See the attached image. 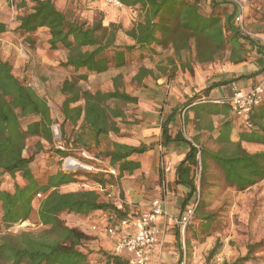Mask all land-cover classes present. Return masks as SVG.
I'll return each instance as SVG.
<instances>
[{
  "label": "trees",
  "instance_id": "obj_1",
  "mask_svg": "<svg viewBox=\"0 0 264 264\" xmlns=\"http://www.w3.org/2000/svg\"><path fill=\"white\" fill-rule=\"evenodd\" d=\"M31 1L34 3L32 10L16 17L13 33L34 45L35 33L41 28H47L50 48L67 50L66 61L62 66L73 73L83 70L85 74H81L79 79H67L62 84L61 92L66 100L61 112L64 122L77 124L83 120L96 145L109 133H119L115 119H125L127 115L123 106L138 105L139 97L121 90L119 78H115L113 90H98L94 93L82 90L77 85L79 80H85L91 74L105 73L112 67L123 68L129 64L133 55H136L138 62L144 61L151 56L154 46L163 49L170 47L178 58L183 51H194V59L198 63L214 62L221 52L227 50L230 62L238 64L257 49L261 54L258 71L231 79L221 80L218 77L203 90L202 95L193 96L184 103L182 108L194 105L208 115L223 114L225 117L217 129L219 136L216 141L220 144L217 150L202 146L199 156L197 148L186 140L183 131L175 135V140L185 141L189 145L185 159L176 168L175 183L189 190L184 198V202L188 203L199 193L196 183L198 166L205 173L209 164L213 163L221 171L227 187L239 192L264 180V150L250 152L243 147V143L264 146V99L247 118L251 126H247L243 120L238 142L231 140L233 123L238 117L234 116L229 103L198 104L203 101L202 98L209 96L213 88L262 76L264 71V45L240 31L235 23L238 14L235 4L228 0H117L125 8L141 11L140 20L130 30H123L114 22L104 26L103 18L93 24L79 20L60 10L53 0ZM26 6L27 1H22L17 7L20 9ZM121 31L133 41L132 44H118ZM7 33L8 25L0 21V35ZM170 62L174 64L172 59ZM185 67L192 69L183 64ZM157 69L161 73L167 70L160 66ZM153 74L152 69L140 66L133 79L142 83L143 78ZM80 101H84L83 106H71ZM110 102H114V105L110 106ZM178 109L174 108L163 120V145L172 139L170 125L180 113ZM24 118H33V121L24 126L21 121ZM51 125V108L47 100L13 73L9 61L0 58V264H93L84 245L91 237L80 229L66 225L61 215L89 216L96 211L113 214L118 219L128 215L124 205L118 208L115 203L102 201L96 190H61L79 184L78 175L84 173L82 171H58L48 176L46 183L36 178L31 166L36 153L25 157L26 142L31 137H41L52 143ZM213 129L211 126L210 130ZM41 149L39 144L38 152ZM151 149V146L145 144L131 146L115 142L112 149L99 156L108 161L109 171H114L116 176L110 174L106 179V176L95 174L92 175L93 181L102 188L111 181L122 182L126 175L133 174L141 167L134 157L145 155ZM57 153L62 158L70 155L60 150ZM17 176L22 179V185L16 184L13 192L3 188L7 178L13 180ZM38 194H42L43 198L37 199ZM36 201H39L38 219L45 228L38 233L25 231L14 235L7 232L17 223L31 217ZM177 237L181 248L179 232ZM263 246L264 241L248 246L246 256L233 264L248 261L251 254ZM219 249L218 243L210 250L209 259L218 255ZM97 255L94 264H129L124 254L115 255L99 250Z\"/></svg>",
  "mask_w": 264,
  "mask_h": 264
},
{
  "label": "rangeland",
  "instance_id": "obj_2",
  "mask_svg": "<svg viewBox=\"0 0 264 264\" xmlns=\"http://www.w3.org/2000/svg\"><path fill=\"white\" fill-rule=\"evenodd\" d=\"M22 1H27V6L19 9L17 6ZM53 1L60 10L71 14L79 20H86L89 24H93L100 18H103L104 26H108L109 20H113L123 30H130L140 20L141 11L139 9L125 8L122 5L119 6L102 0H67L64 9L60 8L56 0ZM95 3L102 4L106 11L101 12L98 8L94 7L93 5ZM33 6L34 3L31 0H0V21L5 22L9 27V33L0 35V58L9 61L13 66V73L19 79L25 80L28 85L31 84L47 100L51 108L52 143H49L41 137H31L26 142L24 155L25 157H30L36 153L35 160L31 166L34 175L40 182L46 183L48 176L58 171L68 170L66 165L71 164L72 166H76L73 171H82L84 173L78 175V179L80 180L79 184L63 187L61 188L62 191L96 190L100 194L102 201L118 203L124 199L122 182L111 181V183H108L102 188L96 185L92 179V175L101 174L108 179L110 174H114L109 171L108 161L100 157L99 154L113 148V144L116 142L114 139L119 136L120 131L117 134L109 133L106 137L101 138L100 142L96 145L92 141L91 133L85 126L83 120H80L77 124L64 122L61 111L66 96L61 92L62 84L67 79H79V76L85 73H83V70L78 73H73L62 66V63L66 61L67 50H53L50 48L47 28L39 29L37 35L35 33L33 38L34 45L39 42L46 58H49L54 63L40 64L42 60L36 54L37 47L29 44L18 37L17 34L13 33L16 17L31 11ZM244 8L245 26L250 32L260 35L263 38L261 42H263L264 0H244ZM253 39L255 40L256 38ZM132 43L133 41L124 31L119 33L118 44L124 46ZM259 44L262 45L261 43ZM254 51H257V49ZM254 51H251L248 57L253 58L252 55H254L255 60L260 59L261 54L258 52L254 54ZM14 52L24 56L26 60L23 65L17 66L15 58L13 59ZM8 53H10V56L7 58ZM150 53V57L140 62L137 61L136 55H133L127 66L123 68L112 67L109 71L102 74H91L87 79L79 80L77 85L82 90H87L92 93L98 90L107 92L114 89L115 78H119L118 83L120 89L132 96L139 97L140 100L145 88L148 87L144 83V80H148L149 77L146 76L143 78L142 83L135 81L133 78L137 75L140 66H144V63L149 67L155 66V71L158 75V77L156 76L157 80H160V75L163 74L168 76L170 82L177 80L179 77L184 79L183 73H188L190 74L189 76L193 77L195 72L194 68L200 67L205 73H211L213 77H219L220 79L235 78L237 74L246 72V69H243L244 67L242 68L240 65L230 62V53L227 50L221 52L216 60L210 63L196 62L194 59V51H183L180 58H178L174 56L173 50L170 47L163 49L154 46V49ZM171 59L174 61V64H171ZM252 63L254 64L255 61ZM183 64L192 67V69L190 70L188 67L183 68ZM177 65L183 71L179 74L180 76L177 75ZM158 66L168 70L165 73H161L157 69ZM179 83L182 87L184 86L183 80L179 81ZM156 85L157 87L160 86V84ZM184 89L188 88L184 87ZM236 89L243 90L240 86H237ZM78 105L83 106L84 101L72 104L71 106L75 107ZM109 105L113 106L114 102H110ZM123 110L127 115L126 118L115 119L120 130L127 129L138 121V116H136L138 105H124ZM21 121L26 126L30 121H33V118H24ZM173 129L176 131L179 130L178 128ZM187 134L189 135L188 130ZM39 144L42 146L40 152H38ZM82 144L86 146L82 147ZM199 145L210 150L212 148H220V144H218L216 139L209 135H205L204 143H199ZM58 150L68 152L70 155L67 158H62L57 153ZM114 176L116 175L114 174ZM196 183L199 188V193L192 198L191 205L197 203V208L185 232L189 264H233L237 259L246 256L248 246L264 241V180L245 191H235L227 187L222 180L221 171L213 163H210L205 173H203V168L198 166L196 169ZM16 184H23L19 176L13 180L7 178L4 188L13 192ZM38 203L39 201L35 202L36 207L29 219L17 223L7 230V232L14 235L25 231L33 233L41 232L45 227L40 224L38 219ZM1 216L2 205L0 202ZM103 217V214L94 218L92 217L93 219L88 216H76L67 213L61 215L66 225L82 231L86 226L88 228H90V225L93 227L96 225L94 221L102 219ZM207 217L208 219L205 220ZM177 229L179 230V228ZM92 232L94 233L89 235L91 239L85 241L84 245L92 257V263L94 264L98 258L97 252L101 249H99V244L96 242L98 239L96 233L98 231L92 230ZM218 243L220 244L219 254L209 259L210 250ZM241 264H264V246L254 251L250 259L241 262Z\"/></svg>",
  "mask_w": 264,
  "mask_h": 264
},
{
  "label": "crops",
  "instance_id": "obj_3",
  "mask_svg": "<svg viewBox=\"0 0 264 264\" xmlns=\"http://www.w3.org/2000/svg\"><path fill=\"white\" fill-rule=\"evenodd\" d=\"M56 2L59 3L61 9H64L67 0H56ZM93 6L98 8L101 12L106 11L104 6L100 3H95ZM110 22L114 21L109 20V23ZM37 32L36 35L38 34ZM34 46L37 47V56L42 60L40 64L54 63L51 62L49 58H46L39 42ZM8 48L10 49V47ZM254 54H257V51H254ZM9 56L10 53H8L6 57L8 58ZM252 56L253 58L246 57L245 61L238 63L242 68L244 67L243 69H246V72H241L239 75L237 74V77L251 74L260 69L259 58L257 59L258 62H256L257 60L254 59V55ZM258 56L259 55H257V57ZM6 57L5 59H7ZM14 58L17 66L23 65L26 60L24 56L17 52L13 53V59ZM253 60L255 61L254 64L252 63L254 62ZM144 66L148 69H152L154 71V76L148 75L149 79L144 80V83H146L148 87H144L145 91L142 93L139 100L136 115L138 116V121L127 129H121L119 136H117L114 141L131 146L145 144L151 146L152 149L145 155L134 157V159L140 162L141 167L133 174L125 176V179L122 181L124 199L115 204H117L118 208H122L124 205L128 214L140 216L151 209L156 199H162L166 202L171 215L179 217L192 206L191 200L188 203L184 202V198L189 190L185 187L177 186L175 183L176 168L185 159L189 150V145L185 141L175 140L174 137L178 132L183 131L186 140L189 141V139H191L198 145L199 143H204L205 135L213 136L217 139L219 136L217 129L220 127L225 117L223 114L208 115L202 108L198 106L195 107L194 105L188 108H182L183 106H181V104L186 103L193 96L202 95L203 90L216 81L218 77H213L211 73H205L200 67L194 68V78L189 76L190 74L188 73H183L184 79L179 77L177 80L170 82L168 76L163 74L160 75V80L156 79L158 75L156 74L155 66L149 67L145 63ZM177 66V75L180 76L179 74L183 71L179 65ZM260 79L261 75L255 78L242 79L230 85L215 87L210 91L209 96L207 98H202L203 101L198 104H224L227 99L233 96L237 86L242 87L243 90H249L256 85ZM181 80L184 81L183 87L179 83ZM159 81L161 82L159 83ZM156 84H160V86L157 87ZM184 87L188 89H184ZM176 107H179L178 110H180V113H178L176 120L170 125L172 139L169 143L163 145V120L170 112H173V109ZM182 118L185 130L182 127ZM243 123V119L241 118L234 121L231 134V140L233 142L239 141V133L241 132L240 127ZM211 126L214 127L212 131L210 130ZM173 128H178L179 130L176 131ZM181 128L183 129L181 130ZM187 130L189 135L187 134ZM243 147L250 152L264 150V146L258 144L243 143ZM212 150L217 149L212 148ZM101 214H103L104 217L94 221L96 223L94 226L98 228V233H96L98 239L96 242L99 244V249L112 253L111 251L117 239L116 237L109 236L106 228L110 224L108 220L114 215L96 211L91 213L88 217L94 218ZM156 225L163 228L165 234L162 235L161 244L156 247L152 253L153 260L156 264H179L182 249L179 247V240L177 237V232H179L177 229L178 227H176L170 219L166 220L164 218H159ZM129 227L130 229H134L131 226ZM91 228V225L90 228L86 226L83 231L91 235L94 233Z\"/></svg>",
  "mask_w": 264,
  "mask_h": 264
},
{
  "label": "built area",
  "instance_id": "obj_4",
  "mask_svg": "<svg viewBox=\"0 0 264 264\" xmlns=\"http://www.w3.org/2000/svg\"><path fill=\"white\" fill-rule=\"evenodd\" d=\"M96 1V0H86ZM111 4H121L117 0H102ZM238 7V14L235 18V22L238 25L240 31L250 38H256L255 40L264 45L263 38L250 32L244 24V0H228ZM259 39V40H257ZM31 86V84H29ZM264 99V71L262 73L260 81L250 88L249 90L236 89L233 96L226 100L229 103L233 114L245 121L247 126H251L247 120L249 114L255 107L260 105ZM185 130V127H184ZM189 141L197 148L198 155L201 154V147L191 139ZM112 173H115L112 171ZM43 198L42 194L37 195V199ZM197 203L190 206L186 212L179 216H172L168 210L166 202L162 199H156L151 209L140 216L128 214L123 219H118L115 216H111L108 220L110 224L107 226L106 231L109 236L116 237L115 245L113 246L112 253L115 255H126V259L129 264H156L152 258V253L156 247L161 244L162 235L165 234V230L157 226L159 218L171 220L173 224L179 228L181 235V248L182 256L179 264H189L188 254L185 243V232L191 220L196 212ZM134 229H130V227ZM97 226H93L92 230H97Z\"/></svg>",
  "mask_w": 264,
  "mask_h": 264
},
{
  "label": "water",
  "instance_id": "obj_5",
  "mask_svg": "<svg viewBox=\"0 0 264 264\" xmlns=\"http://www.w3.org/2000/svg\"><path fill=\"white\" fill-rule=\"evenodd\" d=\"M77 166H79V165H77ZM66 168L73 170L74 168H76V166H72L71 164H67Z\"/></svg>",
  "mask_w": 264,
  "mask_h": 264
}]
</instances>
